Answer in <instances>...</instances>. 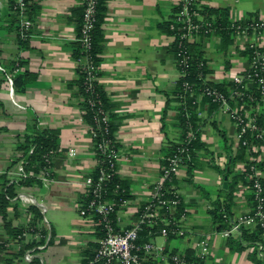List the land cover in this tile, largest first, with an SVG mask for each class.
Here are the masks:
<instances>
[{"label":"crops","instance_id":"crops-1","mask_svg":"<svg viewBox=\"0 0 264 264\" xmlns=\"http://www.w3.org/2000/svg\"><path fill=\"white\" fill-rule=\"evenodd\" d=\"M198 1L201 18L211 23L219 19L248 25L264 19V0ZM82 3L83 0H30L26 16L33 25L20 43L21 17L13 13L8 0H0V193L10 185L14 165L23 156L18 145L25 133L35 125L54 130L58 136L49 178L39 179V184H23L24 188L13 187V195H5L8 207L5 217L0 213V264H28L23 261L27 250L34 254L30 260L38 264H73L84 261L96 246L97 228L78 210L87 197L84 179L93 174L98 164L75 84L73 46ZM104 5L98 81L106 93L109 112L116 118L115 138L120 153L116 176L126 185L128 194L127 205L118 209V215L128 226L151 198L165 165L164 149L180 141L182 128L177 122V102L172 99L178 70L171 49L172 36L165 27L176 6L174 0H105ZM212 10L226 16L219 17ZM223 38L214 31L200 32L189 42L205 61L204 78L212 84H226L248 68V46L264 48V32L260 30L248 29L237 42L231 35L225 45ZM7 76L12 79L11 85ZM247 86L251 89L252 83ZM195 99L198 143L171 183L181 195V206L172 213L179 217L177 214L186 209L179 223L185 236L152 239L173 251L190 254L191 241L205 234L212 244L211 264H264L262 248L258 246L255 254V248L246 243L241 249L228 244V239H237L240 232L221 238L210 214L217 200H223L225 193L221 189L244 171L246 161L262 159L264 140L256 141L257 149L241 152L237 127L229 113L214 109L200 93ZM261 101L246 109L253 111L264 130V100ZM71 149L73 155H69ZM261 178L264 182V171ZM22 191L45 205L43 214L35 205L24 210L20 201L11 200ZM252 204L248 184L238 181L232 191L231 215L250 211ZM35 211L39 213L36 218ZM6 221L21 231L11 234ZM26 225L50 234L44 248L39 249L35 239H17L24 232L34 234L35 230L25 229ZM72 255L75 259L70 261Z\"/></svg>","mask_w":264,"mask_h":264},{"label":"built area","instance_id":"built-area-1","mask_svg":"<svg viewBox=\"0 0 264 264\" xmlns=\"http://www.w3.org/2000/svg\"><path fill=\"white\" fill-rule=\"evenodd\" d=\"M97 0H83L82 20L77 35V42L81 48L79 57L75 58L76 68L80 69L85 74V89L91 88V82L97 79L96 71L98 67L89 59L88 50L90 49V30L93 27L95 5ZM28 0H14L12 9L19 13L20 37L29 35L32 29L33 22L26 16L28 8ZM176 6L173 17L168 21V30L172 36V45L176 47L174 53L175 63L178 70V78H183L186 75L187 68L192 60V55L188 50V44L192 37L200 32L212 33L211 22L204 21L199 13L198 0H174ZM264 19H257L248 25L232 22L235 28L233 37L235 41H240L242 34L248 29L262 30ZM254 47V45H250ZM200 62V61H199ZM201 64V63H199ZM251 70L246 76L236 74L232 76L234 83L241 84L244 77L251 79L255 78L260 86V100H264V75L261 71L264 69V52H255L254 57L249 65ZM202 77V76H201ZM203 78V77H202ZM7 81L12 84V79L7 76ZM185 87L188 83L184 82ZM242 87V86H241ZM212 97L213 101L219 102V109L227 111L235 122L237 127L236 137L240 144L248 148L257 149V142L247 140L243 135L250 132L252 139L261 141L264 139V130L259 128L255 122L256 117L248 109L240 106L229 105V100L242 99V88H236L228 97L218 92L216 89L206 88L202 94ZM81 100H83V96ZM235 98V99H234ZM107 114H103L102 120L106 121ZM200 129V128H198ZM89 131L94 142L95 156L100 153L105 156L104 160L97 159L98 170L97 176L92 174L84 179V188L88 196L85 207L81 210L82 203L78 206L80 215L86 217L92 223L96 232H100V236L96 240V246L90 256L84 261L73 264H211L210 257L212 254V244L209 237L205 234L198 235L191 241V253L185 251H173L158 243L152 238L161 236L167 239L170 235L176 237H184L185 230L179 224L186 215V209L179 213V217H175L172 211L181 204V195L176 189L167 186L172 178L178 173L179 169L185 165V158L190 151L189 143L195 138V131L188 130L184 142L177 146L175 152L166 158L165 165L162 167L159 179L153 187L151 198L140 209L137 220L131 225H124L122 218L118 215V209L126 207L128 200L119 199L118 207L113 198H109L106 194L104 183L106 180L116 175V164L120 154L115 148L108 149V142L102 140L95 142L96 131L89 125ZM96 148V150H95ZM32 148H30V152ZM74 149L69 151V155H73ZM52 160V151L45 158V165L37 172V176L41 180L49 178L50 165ZM257 159H251L250 170L251 175L248 177L249 188L252 195V208L248 212L240 213L235 216L229 215L222 208L219 213L223 220H229L226 227L217 230L218 235L223 239H228L234 233L240 232L243 228H258L261 230V236L264 237V185L261 182V170L255 165ZM14 176L8 182L16 188H24L20 184L27 177V172L24 169L23 158H20L14 165ZM11 200L20 201L22 208L27 209L29 205H35L40 213H44L45 205L38 202L32 194L22 191L16 194ZM85 212V214H81ZM165 214V216H163ZM176 220H178L176 222ZM42 221L46 219L42 217ZM161 223V226L158 225ZM156 227L158 230H156ZM34 231L24 232L17 236V239L25 240L27 238L38 241V248H44L50 239V234L42 233L37 230V227L26 225L25 229ZM147 228V239L141 240L139 232ZM44 242L40 243V240ZM33 252L27 250L23 255L24 263H28L33 257Z\"/></svg>","mask_w":264,"mask_h":264},{"label":"trees","instance_id":"trees-1","mask_svg":"<svg viewBox=\"0 0 264 264\" xmlns=\"http://www.w3.org/2000/svg\"><path fill=\"white\" fill-rule=\"evenodd\" d=\"M11 10L16 16H19L18 12H15L12 7L14 4V0H8ZM28 8L27 11L30 9V0H28ZM105 0H97L95 5V12H94V21H93V27L90 30V49L88 50L89 59L92 60L95 66L98 67V61L100 60V53L102 51V42H103V35L101 30V24L103 21V12L105 10ZM82 9L83 6H81V12L79 14L78 19V26L77 31L79 32L81 20H82ZM213 13L217 14L219 17H225L224 12H217L216 10H212ZM250 24V23H248ZM166 29H168V25H165ZM212 30L216 33L221 34L224 38V45L230 42L229 37L231 35H234L235 28L232 26V23L229 22H220L219 19L216 22L211 23ZM259 30V29H258ZM262 30H264V25L262 27ZM169 32V30H168ZM19 35V34H18ZM26 37H20L18 36V42H23ZM174 44L171 46L172 51L174 52L176 49ZM188 50L190 51L192 55V60L190 61V64L187 68L186 75L183 78H179L176 84V89L173 93V100L177 102L176 110H177V122L181 125V135H180V141L176 144H172L171 146L165 148L164 150V159L166 161V158L172 155L177 146L182 144L184 142L186 133L188 130H194L195 131V138L190 141L188 144L190 147V151L188 155L185 158V163L187 164L188 156L192 152L193 147L195 144L198 143V134L199 125L195 123L196 121V114L198 111V105L196 102V95L201 94L202 98L208 100L214 109L219 107V102L213 101L212 97L206 95L205 93L202 94L206 88L208 89H216L218 92L224 94V96L228 97L236 88H242L243 92V98L242 99H236V102L234 100H229V105L231 106H240L243 105L245 108L252 107L253 105H257L259 102H262L260 100V86L257 83V80L255 78L248 79L244 77L243 82L241 84L234 83L232 80L226 84H212L205 80L204 76L206 74V67H205V61L201 58L200 53L197 52L194 47L190 44H188ZM258 51L260 53L264 52V48L259 47H250L248 46L246 48V55L249 57V65L252 61V58L255 55V52ZM81 52V48L79 46V43L76 42L73 46V55L74 58L79 57ZM200 61V62H199ZM201 63V64H199ZM251 70L246 68L244 72H242L245 76L250 73ZM261 73L264 75V69L261 71ZM97 79L91 82V88L89 90L85 89V74L78 68H76V81L75 84L78 89V93L83 96V100L80 102V110L82 113V116L84 117L85 121L88 125L92 126L96 131V137L95 142L97 145V142H101L102 140L107 141L108 143V149L109 148H115L118 153V144L116 142L115 138V131L117 128L116 118L109 112V103L107 100V96L105 91L103 90L101 84L98 81L99 71H96ZM203 78H202V77ZM188 83V86L185 87L183 83ZM252 83V88H248V83ZM242 86V87H241ZM235 99V98H234ZM169 101V100H168ZM253 112V111H252ZM251 112V113H252ZM107 114L106 121L102 120L103 114ZM253 114V113H252ZM256 117V116H255ZM257 126L260 128V120L258 117H256L255 120ZM246 138L247 140L255 141L256 139H252L253 136L250 135V132H246L243 135V138ZM57 132L54 130L49 129H41L38 126H33L30 131L24 134L23 136V142L18 145V148L22 149L23 153V161H24V169L27 172V177L19 180L21 181L20 184L24 185H30L37 183L39 184V177L37 176V172L46 164L45 158L47 154H49L50 151H54L57 146ZM264 140V139H263ZM261 140V141H263ZM260 142V141H258ZM30 148H32V151L30 152ZM239 148L241 152H244L246 149H248L247 146L242 145L239 143ZM96 150V148H95ZM244 150V151H243ZM120 154V153H119ZM252 155V153L248 152V155ZM105 156L98 153L96 156V159H99L103 161ZM237 157H235L236 159ZM234 159V160H235ZM233 161V160H232ZM165 163V162H164ZM250 165H252L249 161H246V165L244 168V171L241 174L235 175L232 179V183L228 184V187L226 189H221L225 195L223 197V200H217L215 203V206L210 211V214L212 216V219L214 223H217V230L226 227L229 220H223L221 217V214L219 213L220 208H222L225 212H227L229 215H231L230 212V206H231V200H232V191L235 186V184L238 181H241L242 183L249 184L248 177L251 175ZM255 165L261 170L264 171V156L262 159L258 160L255 163ZM190 172V170H188ZM98 170L95 169L93 172V176H97ZM173 180V178H172ZM172 180L170 182H167V186H171ZM261 182L264 185V182L261 178ZM104 186L106 188V194L110 198H113V200L117 203L116 207L118 206V200L119 199H125L127 194V188L126 185L118 179L116 175H113L111 178L106 180L104 183ZM13 185H7L4 187V192L0 193V213L5 217V209L8 207V202L6 200L5 195H13ZM88 196L85 198L84 202H82L81 210L85 207V202L87 200ZM181 206V204H180ZM32 207V206H31ZM33 208V207H32ZM34 209V208H33ZM36 218L39 213L35 211ZM85 214V212L81 213ZM179 215V214H177ZM176 217V216H175ZM6 227L8 228V231L11 234H15L17 232H20V229H16L14 227L10 226V222L6 221L5 223ZM32 226V225H30ZM98 237L100 236V232H97ZM140 238L141 240H145L147 238V228H143L140 231ZM246 243L252 247L255 248L254 253L257 252V247L259 246L262 248V256L264 257V237L261 236V230L258 228H243L240 230V234L237 237V239H228V244H232L237 249L242 248V244ZM28 264H38L37 260H30Z\"/></svg>","mask_w":264,"mask_h":264},{"label":"rangeland","instance_id":"rangeland-1","mask_svg":"<svg viewBox=\"0 0 264 264\" xmlns=\"http://www.w3.org/2000/svg\"><path fill=\"white\" fill-rule=\"evenodd\" d=\"M75 259V256H71V258L69 259L70 261L74 260Z\"/></svg>","mask_w":264,"mask_h":264}]
</instances>
